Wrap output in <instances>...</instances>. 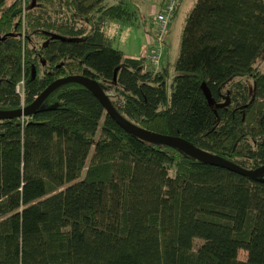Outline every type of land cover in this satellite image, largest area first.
Listing matches in <instances>:
<instances>
[{
    "label": "trees",
    "instance_id": "obj_1",
    "mask_svg": "<svg viewBox=\"0 0 264 264\" xmlns=\"http://www.w3.org/2000/svg\"><path fill=\"white\" fill-rule=\"evenodd\" d=\"M34 1L0 0V110L85 75L141 128L264 164V0L195 2L169 96L168 65L125 57L104 31L131 18L122 2ZM0 264H264V174L141 140L64 83L31 115L0 120Z\"/></svg>",
    "mask_w": 264,
    "mask_h": 264
},
{
    "label": "rangeland",
    "instance_id": "obj_2",
    "mask_svg": "<svg viewBox=\"0 0 264 264\" xmlns=\"http://www.w3.org/2000/svg\"><path fill=\"white\" fill-rule=\"evenodd\" d=\"M12 1L13 0H7V4H10ZM29 1L32 5H35L34 0ZM196 1L197 0H179L177 14L173 21L169 24L165 34L161 62L167 64L170 71V77L167 81L168 96L171 91L170 78H172L173 74L171 70L178 56L183 24L187 13ZM119 2H122L127 10L132 13V19L130 21L117 19L110 20L112 27H104V31L107 33L109 38H111V44L114 48L121 49L124 52H138L140 46L144 43L143 38H146L143 30L144 25H148V23L151 24V19L159 10H161L163 4L159 7L160 0H107L106 4L113 5ZM254 66H256L261 72H264V50L256 59ZM249 85L252 88L253 84L251 80L249 81ZM200 242L201 241L198 239L194 240V248ZM238 257L240 259H245L246 252L240 250L238 252Z\"/></svg>",
    "mask_w": 264,
    "mask_h": 264
},
{
    "label": "water",
    "instance_id": "obj_3",
    "mask_svg": "<svg viewBox=\"0 0 264 264\" xmlns=\"http://www.w3.org/2000/svg\"><path fill=\"white\" fill-rule=\"evenodd\" d=\"M67 82L78 83L87 88L101 103L107 115H109L124 131L141 140L175 147L203 163L225 168L248 178H258L264 174V164L254 169H246L218 155L200 149L179 137L153 132L133 124L116 111L98 82L85 75H68L54 80L27 106L16 110H0V120L31 115L41 105L49 93Z\"/></svg>",
    "mask_w": 264,
    "mask_h": 264
},
{
    "label": "built area",
    "instance_id": "obj_4",
    "mask_svg": "<svg viewBox=\"0 0 264 264\" xmlns=\"http://www.w3.org/2000/svg\"><path fill=\"white\" fill-rule=\"evenodd\" d=\"M177 2L178 0H164L161 10L151 19L152 34L147 44L146 58L154 69L160 66L165 34ZM17 91L21 93V84L17 86Z\"/></svg>",
    "mask_w": 264,
    "mask_h": 264
},
{
    "label": "crops",
    "instance_id": "obj_5",
    "mask_svg": "<svg viewBox=\"0 0 264 264\" xmlns=\"http://www.w3.org/2000/svg\"><path fill=\"white\" fill-rule=\"evenodd\" d=\"M163 2H164V0H160V3H159V7H161V5L163 4ZM177 11H178V9H177ZM176 14H177V12H176ZM176 14H175V16H176ZM175 16L172 18V20L171 21H173V19L175 18ZM132 19V16H131V18L129 19V20H127V21H130ZM113 22V21H112ZM117 22V21H116ZM108 26H110V27H112L111 26V21H109L107 24H106V26L105 27H108ZM143 30H144V33H145V39L143 38V44H142V46H140V49H139V51L138 52H133V51H129V52H124L123 50H121V49H119V50H121L123 53H124V55H125V57H128V58H140V57H146V55H147V42L149 43V41H150V38H151V31H152V29H151V24H149L148 23V25H144V28H143ZM107 34V33H106ZM163 63V64H162ZM165 66H167V64H165L164 62H160V66H159V68H158V70L159 69H161V68H163V67H165Z\"/></svg>",
    "mask_w": 264,
    "mask_h": 264
}]
</instances>
